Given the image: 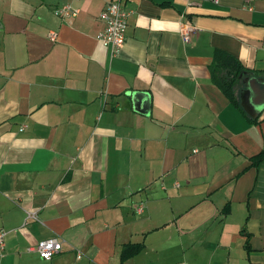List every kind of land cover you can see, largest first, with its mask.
I'll use <instances>...</instances> for the list:
<instances>
[{
	"label": "crops",
	"instance_id": "obj_1",
	"mask_svg": "<svg viewBox=\"0 0 264 264\" xmlns=\"http://www.w3.org/2000/svg\"><path fill=\"white\" fill-rule=\"evenodd\" d=\"M110 1L0 0V264H264V105L245 96L264 81V0H121L113 57ZM215 52L244 68L237 106ZM52 237L49 260L26 250Z\"/></svg>",
	"mask_w": 264,
	"mask_h": 264
},
{
	"label": "built area",
	"instance_id": "obj_2",
	"mask_svg": "<svg viewBox=\"0 0 264 264\" xmlns=\"http://www.w3.org/2000/svg\"><path fill=\"white\" fill-rule=\"evenodd\" d=\"M200 1V0H194ZM218 3L219 0H209ZM53 14L62 20H70L78 14V9L65 3L53 9ZM128 12L121 6V0H111L106 7L100 12L98 19L102 23V30L97 35L99 42L106 47L111 56H115L122 48L125 40V30L127 25ZM197 32L196 27L189 23L179 24V35L184 43H189L192 35ZM21 127L19 131H22ZM143 205H138L135 210L140 212ZM36 220V213H28L24 224L27 220ZM6 232L0 228V250L4 246V236ZM62 248V240L57 237L40 240L35 245L29 246L26 250L35 252L40 259L49 260L52 256L58 254ZM78 257V255H77ZM185 264V263H176Z\"/></svg>",
	"mask_w": 264,
	"mask_h": 264
},
{
	"label": "trees",
	"instance_id": "obj_3",
	"mask_svg": "<svg viewBox=\"0 0 264 264\" xmlns=\"http://www.w3.org/2000/svg\"><path fill=\"white\" fill-rule=\"evenodd\" d=\"M210 79L214 85H216L223 94L230 99L236 106L235 87L239 82L241 74H243L244 68L238 62L237 59L231 57L222 52H215L212 62L209 67ZM250 122H256V119H250ZM264 158V152L251 158L254 165L258 164ZM138 245H127L121 254V260L124 261L133 253L139 250Z\"/></svg>",
	"mask_w": 264,
	"mask_h": 264
},
{
	"label": "water",
	"instance_id": "obj_4",
	"mask_svg": "<svg viewBox=\"0 0 264 264\" xmlns=\"http://www.w3.org/2000/svg\"><path fill=\"white\" fill-rule=\"evenodd\" d=\"M136 98L138 95H134ZM245 96L250 101V104H255L258 108L264 105V81L256 78H249L246 83ZM253 98H255V103Z\"/></svg>",
	"mask_w": 264,
	"mask_h": 264
}]
</instances>
